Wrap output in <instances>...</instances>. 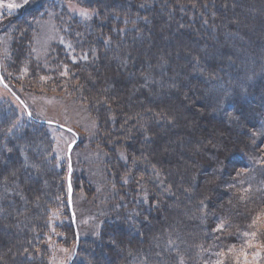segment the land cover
Segmentation results:
<instances>
[{
    "label": "trees",
    "instance_id": "16d2710c",
    "mask_svg": "<svg viewBox=\"0 0 264 264\" xmlns=\"http://www.w3.org/2000/svg\"><path fill=\"white\" fill-rule=\"evenodd\" d=\"M52 9L76 61L57 43L51 64L72 73L62 86L97 122L94 143L105 153L101 194L82 182L104 220L91 240L77 239L69 220L58 225L68 180L47 124L15 108L0 121V264H50L52 249L71 243L68 264H238L246 240L261 248L264 0H40L23 14ZM30 36L13 42L9 61L36 80L46 70L33 63ZM9 64L0 84L12 98ZM210 82L224 88L213 94H226L221 110L233 124L205 98ZM38 138L47 150L24 168L15 145ZM62 209L70 217L66 202ZM260 257L264 264V248Z\"/></svg>",
    "mask_w": 264,
    "mask_h": 264
},
{
    "label": "rangeland",
    "instance_id": "374dc122",
    "mask_svg": "<svg viewBox=\"0 0 264 264\" xmlns=\"http://www.w3.org/2000/svg\"><path fill=\"white\" fill-rule=\"evenodd\" d=\"M9 3L16 4L17 7L9 9L7 7ZM39 4L40 0H0V68L2 67L5 71V67L10 63L8 72L11 80L15 82L12 84L18 89V96L12 95L13 100L9 97L10 95H7V91L9 92V90L6 91L0 84V121L4 115L7 116L9 112L17 108L23 117L28 112L37 121L47 124L48 127L45 130L53 146L52 155L55 157L56 165L62 173L63 179L68 180L70 164L72 168L71 197H68V200H62L56 222L58 225H61L69 220L74 225L77 238L91 240L98 235L104 218L101 216L100 210L92 204L91 199L85 196L82 182L85 180L94 189L95 196L101 194L103 191V183L101 181L103 179L102 164L105 160V153L97 145L95 146L94 143L98 126L97 122L89 115L87 107L80 99L77 96L70 95V92H68L70 90L69 86H62L65 83L62 80L67 79L68 76L70 77L72 73L67 72L64 66L61 71L51 64L54 61H52L53 57H51L50 52L52 46L57 43L58 45H63L68 50L65 52L71 56L72 61H76L71 51L72 42L59 29V20L61 19L57 16L61 14H56L54 9L48 11L49 13L46 15L39 14L33 19L29 15L23 14L24 7L29 8L31 6H38ZM60 9L61 7L59 6L56 11ZM22 16L23 18L19 19L21 23L20 27H15V23V25H9L8 21L10 22L11 18H20ZM26 32L31 34V42L26 45L30 49L33 63L41 64V67L46 70V73L34 75L36 80L29 76L25 66L19 70H15L11 66L13 64L12 58L9 61L10 52L12 51V47H14L13 42L15 44L17 38H23L22 35ZM85 59L83 57V60ZM27 79L31 80V83H28ZM58 81L61 82L59 83ZM60 84L61 86H59ZM208 85L205 98L217 102L216 104L219 108L218 116L229 124H233L234 117L232 113H222L223 111L221 110V100L225 98L226 94H213L215 89L225 91L224 88H221L222 85L212 84L211 82ZM166 87L168 89L175 88L168 85ZM220 95H222L221 98H219ZM61 126L69 129V131L62 129ZM70 144H74V147L69 154ZM15 147L23 162L22 166L25 168L28 166V162L30 163L31 159L34 158L32 157L33 155L44 154L47 150V142L41 138L25 140L19 141ZM13 174L15 173L13 172ZM75 184L77 187L80 186L81 191L76 192L74 195L72 186ZM1 195L3 197L7 196V192L2 191ZM65 202L70 217L66 216L65 211L62 209ZM57 238H63V236L57 235ZM173 240L171 237L165 238L160 247L161 250L166 251L164 246H172ZM249 245H253V247H249ZM73 249L72 243L66 246V248L62 246L54 247L51 251L50 264H68L73 255ZM260 249V246L256 245L254 241L246 240L236 253V260L240 264H244V253H247L246 258L251 264H261L260 255H255V253H260ZM154 262L160 263V259L150 258L144 262L136 259L132 264H154Z\"/></svg>",
    "mask_w": 264,
    "mask_h": 264
},
{
    "label": "snow or ice",
    "instance_id": "6c2138e0",
    "mask_svg": "<svg viewBox=\"0 0 264 264\" xmlns=\"http://www.w3.org/2000/svg\"><path fill=\"white\" fill-rule=\"evenodd\" d=\"M7 7H8L9 9H14L15 7H17V5H16V4H13V3H9V4H7ZM80 15H81V16H84V17H89V16L91 15V13H89V12H87V11H85V10H81V11H80ZM254 223H264V219H261L260 217H258L257 220L254 221ZM219 227L222 228L223 225H220ZM218 230H219V229H218ZM246 235H248V234L246 233ZM251 235H252L253 237H255V236H256V233L253 232V233H251ZM249 247H253V245H249ZM261 248H264V244L261 245ZM65 251H66V250H65ZM244 255H245L244 264H251V262H249V261L247 260V258H246V257H247V253H244ZM255 255H256V256H259L260 253H255ZM238 264H239V262H238Z\"/></svg>",
    "mask_w": 264,
    "mask_h": 264
},
{
    "label": "water",
    "instance_id": "95a60500",
    "mask_svg": "<svg viewBox=\"0 0 264 264\" xmlns=\"http://www.w3.org/2000/svg\"><path fill=\"white\" fill-rule=\"evenodd\" d=\"M61 128L64 129V130H68V131H69V129H67V128H65V127H62V126H61ZM73 147H74V144H70V146H69V154H70L71 150L73 149ZM71 175H72V168H71V164H70V170H69V176H68V185H69V187H70V185H71ZM70 197H71V189H70L69 198H70ZM77 239H78V238H77Z\"/></svg>",
    "mask_w": 264,
    "mask_h": 264
}]
</instances>
